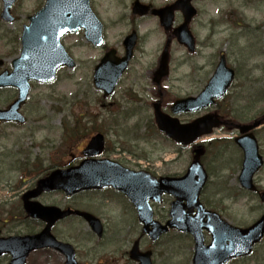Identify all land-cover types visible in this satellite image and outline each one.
<instances>
[{"label":"rangeland","instance_id":"1","mask_svg":"<svg viewBox=\"0 0 264 264\" xmlns=\"http://www.w3.org/2000/svg\"><path fill=\"white\" fill-rule=\"evenodd\" d=\"M152 1L163 7L172 0ZM44 0H20L12 9L15 22L6 24L0 20V57L9 64L19 54L18 32L27 25L28 17L37 11ZM131 0H90L93 12L105 27V43L119 48L127 24H117L119 18L126 21ZM2 2L0 0V11ZM197 15L190 24L195 38L196 51L189 54L175 42L169 48L168 76L162 81L164 97L197 94L211 77L219 54L226 55L227 66L235 71V80L222 103H226L225 118L239 124L254 123L264 114V0H204L196 3ZM117 17V19H116ZM239 21L244 24L241 25ZM257 26L260 30H255ZM142 32L140 56L129 71L130 80L141 81L147 71L154 70L166 36L152 20H144L139 26ZM13 31V34H12ZM13 43V46H8ZM62 44L74 60L73 69L58 72L53 85H33L24 107L25 124L0 127V233L30 234L38 231L37 224L26 220L21 211L20 195L44 177L50 166H64L78 157L80 138L100 132L110 147L117 143L124 150L122 160L157 166L166 173L182 172L189 164L188 150L180 154L172 143L157 136L146 123L152 120V110L140 104L129 103L125 92L133 83L128 81L118 88L116 95L104 102L91 83L93 66L102 57V51L91 48L82 34L67 35ZM12 51V52H11ZM7 54H12V57ZM135 90L138 86L135 85ZM154 91L140 99H153ZM13 90L0 92V106L6 107L14 98ZM112 102L109 106L108 103ZM104 105V106H103ZM134 116L127 121V116ZM137 130H140L137 132ZM155 134V136H154ZM263 141L264 127L258 131ZM90 134L87 136L89 137ZM85 137V138H87ZM138 138H140L138 140ZM79 146V147H78ZM229 160L235 161L236 150H228ZM131 156H130V155ZM178 157H176V155ZM165 163H162L164 162ZM234 166L225 168L222 180L213 178L207 207L220 211L229 224L245 228L264 212V204L251 196L232 201L227 197L232 190ZM238 171V169H237ZM259 189L264 190V167L255 178ZM227 188V190L224 188ZM224 190L223 197L212 195ZM227 198V199H225ZM45 205L74 208L90 212L101 219L103 238L93 236L81 220L71 219L54 228V235L71 244L76 250L77 264H132L126 256L140 226L127 212L125 200L108 192L84 193L72 199L62 194L45 195L39 200ZM231 201V202H230ZM126 206V207H125ZM135 218V219H134ZM209 242V239H207ZM160 243V244H159ZM159 243L151 245L143 238L141 250L150 249L153 264H191L192 246L186 238L171 234ZM8 258H0L7 264ZM63 258L48 251L32 253L26 264H63ZM230 264H264V240L253 253Z\"/></svg>","mask_w":264,"mask_h":264},{"label":"water","instance_id":"2","mask_svg":"<svg viewBox=\"0 0 264 264\" xmlns=\"http://www.w3.org/2000/svg\"><path fill=\"white\" fill-rule=\"evenodd\" d=\"M15 0H3L4 9L2 16L6 19L9 15V8ZM191 0H180L174 5L160 11L152 12L161 18L162 26L168 30L172 20V12L180 10L184 15V23L175 30L177 40L180 43L188 44L191 48L192 39L187 30V23L195 15V11L190 7ZM139 14H144L146 8L140 7L136 2L134 10ZM143 8V9H141ZM8 20V19H6ZM83 28L85 37L92 43H96L100 37V25L91 15L87 0H46L44 8L30 18V27L25 28L22 35V52L21 58L14 62L12 75L0 77V86H16L19 88V97L6 113L0 112V119L19 120L22 118L16 113L19 106L25 100L29 80H35L43 83H51L55 77V71L61 66L72 67L73 62L67 56L61 47L59 40L68 32H75L77 28ZM132 43H126V51L130 52ZM127 59V58H126ZM125 59V60H126ZM119 61L120 64H112L110 56H105L100 66L96 69L93 83L96 88L104 91L108 95L113 89L117 78L123 71L126 61ZM107 66V67H106ZM112 67L114 73L109 76L104 71ZM167 71V55L163 54L159 74L164 76ZM232 72L224 66V60L221 59L209 85L204 91L202 99L197 101L185 100L173 105V112L178 111H195L194 105L207 101L212 98L222 97L231 81ZM183 107V108H182ZM180 108V109H179ZM156 120L159 129L164 132L170 139H174L180 145H189L199 135L208 132L199 130L202 122L203 126H212V122H206V118L196 121L193 125L185 127L183 132L186 134L182 141L176 136L181 132L180 128L174 121L162 115L155 108ZM187 139V140H186ZM185 140V141H184ZM250 141L238 140V144L244 150L243 170L240 181L243 187L251 189V177L261 165L260 158L256 155V147L252 138ZM252 142V143H251ZM251 143V144H250ZM102 137L96 135L91 138L85 151V156L93 154L99 155L101 150ZM200 180L194 188V192L202 185ZM188 179L184 182L186 183ZM179 181L164 180L155 183L149 176H140L119 169L114 164L105 162H83L77 167H71L66 170H57L52 172L48 177L37 182L36 188L23 196V208L25 213L31 218H36L44 223V229L35 236L10 237L7 239L0 238V255L9 254L11 260L9 264H25L28 254L37 249L50 248L66 256V264H75L74 252L71 246L57 242L51 235L50 229L54 223L63 219L70 214L82 217L94 231H99V222L85 213L73 212L70 210L61 211L54 207H43L38 203L27 202L30 198H35L42 192L63 191L67 197L92 189H102L113 187L115 190L126 195L138 211V218L144 225L143 231H147L149 226L152 230L147 233L151 239L157 237L166 231V228H159L158 225L151 221V215L147 208L146 201L149 198H156L160 192H170L174 190ZM264 199V196L262 197ZM195 202V201H194ZM192 206V205H191ZM194 207L198 209L195 217L190 218L189 213H176V208L172 215L174 220L168 223L170 228H176L183 232L190 233L195 241V254L193 264H224L232 257L248 255L253 245L258 243L264 236V216L246 230L233 229L219 220L216 214L206 213L200 209L197 204ZM191 209V207L189 208ZM207 218V222L203 219ZM206 230L212 236V243L204 247L202 243L201 231ZM131 257L139 264H150L149 254H140L136 247L131 250Z\"/></svg>","mask_w":264,"mask_h":264},{"label":"flooded vegetation","instance_id":"3","mask_svg":"<svg viewBox=\"0 0 264 264\" xmlns=\"http://www.w3.org/2000/svg\"><path fill=\"white\" fill-rule=\"evenodd\" d=\"M132 2L133 1L131 0V4H132ZM140 2L146 6H149L150 9L160 8V7H156L152 1L146 2V1L140 0ZM180 16L181 15L179 13H175V15H174L175 25L178 23L179 18L181 19ZM147 19H151L154 22L158 21V18L153 16V15H150L149 12L144 17L135 16V15L131 14V12H130L126 18V21L124 18H119L117 20V24H123L124 23V24L128 25L126 32L123 34L122 41L129 34H134L135 38H136V44H135V47L133 49V57L129 63L128 69L124 73L123 77L119 80L118 85L120 83H122V81L125 78L124 76H126V75H127V79H128L126 81L127 82L131 81V83H132L133 79L130 80L128 78V71L130 70L132 64H134V57H135L137 51L141 50V44L140 43L142 40V35H143L142 32L143 31L140 29L139 26L142 24V22L144 20H147ZM104 29H105V27H104ZM122 41H121L119 48L115 49L116 50L115 56L117 59L121 58V56L123 54ZM12 45L13 44H10V46H12ZM109 49H111V47H109L106 44L101 49V51L103 54H105ZM7 55L12 57V54H7ZM0 61L2 62V66L0 67V74L4 70L6 72H10V69H11V68L9 69L10 62H9V64H6L5 59L3 57H0ZM96 65H97V63L93 67V72H94ZM133 83H140V81L135 79L133 81ZM142 84L144 86L141 88V92L146 93L149 90L156 89L155 86L153 85V72H151V73L148 72L146 74ZM32 85L33 84H31V86ZM6 90H12V89H10V88L0 89V92L6 91ZM160 91L158 89V92L156 90L154 93L157 95L156 98L160 99L159 96L161 97L160 100H158V99L157 100L160 102V107L163 110V112L165 114H169L170 113V107H171L172 103L181 99L182 96H174L172 99H170L168 101L167 98L164 97V93L162 91L161 92ZM158 94H159V96H158ZM14 95L15 96H14L13 100H11V102L6 107L0 106V110H7L8 109L7 107L16 99V91H14ZM130 98H132L134 100L136 99L133 95H131ZM184 98H186V97H184ZM101 99H104V97L101 96ZM153 102L154 101H150L149 104H151V106H153L154 105ZM25 105H26V103L23 106H21V109H20V113L24 117V122L22 124H25L26 119H27V115L24 112L25 111L24 110ZM108 105L111 106V103H109ZM140 105L145 106V102H141ZM167 105H169L168 108L166 107ZM225 109H226V103L225 102L222 103V101H216L211 107L205 109L204 111H202L200 113L183 114V115L180 114V115L176 116L179 123L184 124V125L193 122L196 118H198L202 115H205V114H211V115L218 117L220 122L218 125H216L215 127H213L211 129V134L209 135V137L207 139H204L203 141L195 144L194 146H191L189 148L190 150L187 151L189 154V157H188L189 158V164L188 165H192L195 162L199 163L201 165L202 169L204 170V172L206 173L207 178L208 177L210 178V175L220 176L222 174V172L225 170V168L227 167V165H228V167H230V165H233L234 169L230 170V171H235V169L238 165V159L241 157V154H242L241 149L236 144V139H238L242 136L243 131H241V129H242L243 125L244 126H251L253 124L252 121H249L247 124H239L238 121H235V122L229 121L228 119L225 118ZM222 116L225 120L222 118ZM257 121H260V120H257ZM257 121H255V122H257ZM22 124H20V125H22ZM17 126H19V125H18V123H15V122L0 121V127H10L11 129L14 130L17 128ZM262 127H264V126H261L255 130L250 129V130H252L250 132L253 134L255 139L257 141H259V143L261 145H263V142H261V140L258 138V131L261 130ZM246 131H248V130H246ZM90 137L91 136H89L88 138L83 140L81 142V144L84 143V146H85ZM114 144H117V143H113L110 147L104 141V148H103V152H102L103 155L101 158L111 159L114 162H117L122 167H124L128 170H131L133 172H145V173L147 172L150 175L154 176L157 180L161 177L182 178L187 173L188 167H186L182 172H176L174 174H172V173L169 174L163 170V168L161 167L162 166L161 164H158L156 167L151 165V164H148V167H144V166L142 167V166L137 165L136 163H130L129 160H122L121 157L124 156V153H125L124 150H122L123 147L117 148L116 145H114ZM230 148L236 150L235 161L229 160V158H228V152H229L228 150ZM260 153H261V151H260ZM176 157H178L177 154H176ZM79 159H80V161L82 160L81 157H79ZM192 185H193V183L182 184L181 187L183 188V191L179 192L181 194L180 195L181 196L180 207L185 208L188 205V201H191L193 199H197V201L202 205V207L205 210L214 211L212 209V207H210V206L207 207V205L209 204V199H207L206 196H211V195L205 191V187L199 193V199H198L197 197L194 198V196H192V193H193V189H191V187H193ZM190 189H191V191H190ZM177 191L178 190L174 188L173 192L176 193L175 195L169 194V193H160L159 198L156 201H152V202L150 201L149 204L152 208L153 220L155 222H157L158 224H165L171 219L172 205L177 203V198H178ZM92 192H97L98 194L108 192L113 196H118V197L125 199L121 194H119L118 192H115L114 190H112L110 188L104 189L101 191H92ZM190 197H193V198L191 199ZM125 202H126V206L128 207V209H131L129 211L134 212V214H135V210L133 207H131L130 203H128L127 200H125ZM191 212H194V209ZM171 232H174V231H170L168 234H170ZM168 234H166V235H168ZM205 235L206 234H204V236Z\"/></svg>","mask_w":264,"mask_h":264}]
</instances>
